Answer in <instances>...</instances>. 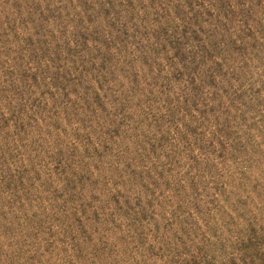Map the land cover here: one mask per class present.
Returning a JSON list of instances; mask_svg holds the SVG:
<instances>
[{
    "label": "rangeland",
    "instance_id": "374dc122",
    "mask_svg": "<svg viewBox=\"0 0 264 264\" xmlns=\"http://www.w3.org/2000/svg\"><path fill=\"white\" fill-rule=\"evenodd\" d=\"M0 264H264V0H0Z\"/></svg>",
    "mask_w": 264,
    "mask_h": 264
}]
</instances>
